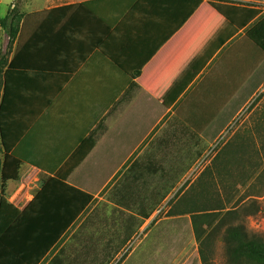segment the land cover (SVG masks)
I'll return each instance as SVG.
<instances>
[{
    "label": "crops",
    "instance_id": "crops-1",
    "mask_svg": "<svg viewBox=\"0 0 264 264\" xmlns=\"http://www.w3.org/2000/svg\"><path fill=\"white\" fill-rule=\"evenodd\" d=\"M210 1L185 23L180 0L11 5L22 20L12 50L0 27V110L7 137L21 134L22 176L35 170L39 182L0 238L10 261L27 263L81 192L91 201L39 264H163L172 239L147 260L148 236L136 238L174 190L160 201L179 178L176 144H213L264 92V0L213 1L261 10L244 27ZM83 144L93 145L84 161L56 178Z\"/></svg>",
    "mask_w": 264,
    "mask_h": 264
},
{
    "label": "trees",
    "instance_id": "trees-1",
    "mask_svg": "<svg viewBox=\"0 0 264 264\" xmlns=\"http://www.w3.org/2000/svg\"><path fill=\"white\" fill-rule=\"evenodd\" d=\"M184 4L185 16L182 23H185L199 7L203 4V0H180ZM209 4L218 11L226 19L239 27H244L249 21L257 17L261 10L248 9L241 6H233L230 4L210 1ZM70 7H67L69 9ZM22 16L19 15L16 9L11 10L5 18L0 19V27L9 36V48L13 45L20 31ZM243 22V24L241 23ZM7 61L5 56L0 57V73L3 72ZM261 144H238L237 155L240 158L245 157L248 153V148H255L257 155L264 154V119L262 124L256 129ZM0 135L1 148L3 150V159H0V238L7 229L18 219L21 211L14 207L9 202V193L7 186L9 183L18 184L22 178V161L17 157L14 149L21 134L7 137L3 124V114L0 110ZM252 142H255L252 138ZM257 143V142H256ZM91 145L83 144L63 166V168L55 174V177L62 181H67L72 172L85 159ZM229 151V150H228ZM200 155V153L198 154ZM199 158V156H198ZM191 166V165H190ZM188 172V169L182 171L174 182H171L166 190L165 196L160 201L166 199L176 184L181 181L183 176ZM245 184V183H244ZM11 195V194H10ZM188 194L183 195L176 206L177 211L175 216L177 219H183L184 223L187 215H191V223L195 234L196 241L199 246V255L202 264H214L212 247L217 239H219L225 249L226 264H264V234H259L249 230L246 225L248 216L264 213V208L261 207L257 195H250L247 199H238L232 207L225 204L208 211L200 210L196 204L189 203L192 198H187ZM262 195V194H261ZM233 197V195H230ZM246 198V197H245ZM91 201V197L84 193H78L70 201L69 205L56 218L52 225L38 238L36 243L28 251L27 263L20 261L17 264H39L47 253L60 240L72 223L78 218L86 205ZM230 201V200H228ZM149 216H146V219ZM183 224L178 226V231ZM14 258V253L11 252L0 241V264H16L10 259Z\"/></svg>",
    "mask_w": 264,
    "mask_h": 264
},
{
    "label": "rangeland",
    "instance_id": "rangeland-1",
    "mask_svg": "<svg viewBox=\"0 0 264 264\" xmlns=\"http://www.w3.org/2000/svg\"><path fill=\"white\" fill-rule=\"evenodd\" d=\"M16 1L18 4H24L26 0H0V18L7 15ZM16 11L19 14L20 8H16ZM4 38L0 35V50L7 45ZM13 46L14 44L9 49L12 50ZM236 60H242V55H238ZM263 119L264 92L256 98L252 107L239 118L231 130L224 134H214V139L218 138L213 144H176L175 174L180 175L181 171L186 169L188 172L176 184L172 194L164 202L162 209L160 208L161 211L153 217L151 227L144 228L136 238L138 240L148 236L138 251L145 254L147 260L153 259V255L161 247L174 243L161 263L172 264L181 254L178 264H202L191 215L185 217L187 219H184V223L183 219L179 220L178 216H175L178 200L185 194H188L187 198H192L189 203L194 202L200 210L211 211L224 204L232 207L238 199H247L255 194H258L257 198L264 208V154L257 155L252 146L248 148L245 157L240 158L237 155L238 144H261L255 132ZM252 138L255 142L251 141ZM3 156L0 144V159H3ZM183 160L184 163L180 164ZM15 188L12 183L8 184L9 196ZM181 224L182 227L176 231ZM246 225L252 232L264 234V213L248 216ZM170 239L172 243L169 242ZM212 254L214 264H226L224 245L219 239L212 247Z\"/></svg>",
    "mask_w": 264,
    "mask_h": 264
},
{
    "label": "built area",
    "instance_id": "built-area-1",
    "mask_svg": "<svg viewBox=\"0 0 264 264\" xmlns=\"http://www.w3.org/2000/svg\"><path fill=\"white\" fill-rule=\"evenodd\" d=\"M38 173L35 170L23 175L21 181L9 197V202L16 208H23L33 201L35 190L38 188Z\"/></svg>",
    "mask_w": 264,
    "mask_h": 264
}]
</instances>
